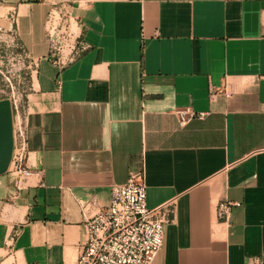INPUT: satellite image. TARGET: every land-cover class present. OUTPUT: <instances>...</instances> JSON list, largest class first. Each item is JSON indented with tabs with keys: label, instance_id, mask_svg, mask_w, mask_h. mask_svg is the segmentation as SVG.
<instances>
[{
	"label": "crops",
	"instance_id": "1",
	"mask_svg": "<svg viewBox=\"0 0 264 264\" xmlns=\"http://www.w3.org/2000/svg\"><path fill=\"white\" fill-rule=\"evenodd\" d=\"M60 7L90 46L61 70L44 34ZM5 10L35 70L18 102L32 172L20 186L14 101L0 98V264H74L83 216L138 167L147 208L173 210L153 264H264V0H6ZM185 110L195 116L181 123ZM221 202L236 204L227 222Z\"/></svg>",
	"mask_w": 264,
	"mask_h": 264
},
{
	"label": "built area",
	"instance_id": "2",
	"mask_svg": "<svg viewBox=\"0 0 264 264\" xmlns=\"http://www.w3.org/2000/svg\"><path fill=\"white\" fill-rule=\"evenodd\" d=\"M44 34L49 47L47 59L59 70L90 49L83 39L81 19L64 7L48 13ZM14 108L11 169L18 177L17 186H20L32 172L27 167V136L17 101H14ZM177 115L181 123L195 116L190 110L177 112ZM235 205L219 203L217 218L227 222ZM172 214L170 204L147 208L142 168L132 170L124 184L111 188L110 200L105 207L91 216H83L86 235L78 247L74 264H153L163 245L164 226L171 221Z\"/></svg>",
	"mask_w": 264,
	"mask_h": 264
},
{
	"label": "rangeland",
	"instance_id": "3",
	"mask_svg": "<svg viewBox=\"0 0 264 264\" xmlns=\"http://www.w3.org/2000/svg\"><path fill=\"white\" fill-rule=\"evenodd\" d=\"M5 1L0 0V98L24 102L35 65L13 31H7Z\"/></svg>",
	"mask_w": 264,
	"mask_h": 264
}]
</instances>
